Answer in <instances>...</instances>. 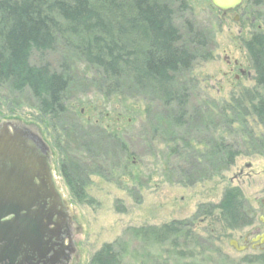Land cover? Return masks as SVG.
I'll list each match as a JSON object with an SVG mask.
<instances>
[{"label":"rangeland","instance_id":"1","mask_svg":"<svg viewBox=\"0 0 264 264\" xmlns=\"http://www.w3.org/2000/svg\"><path fill=\"white\" fill-rule=\"evenodd\" d=\"M160 1L171 4L175 14L174 25L183 42L188 41L189 24L204 36L207 44V49L198 56L190 71L193 82L189 83V121L178 130L177 137L194 142L209 137L217 140L219 131L216 133L212 129L210 132L212 127L207 129L202 117L206 116L205 121L214 124L219 121L217 106L227 102L234 108L232 98L242 100L246 91H257L244 43L251 34L264 31V0H243L236 12L226 15L214 10L208 0H184V10H179L178 3H173V0ZM138 45L141 46V43ZM225 59L231 63L236 61L244 75H238V69L231 72ZM45 60L56 71L68 70L70 85L65 95L68 116L54 120L40 112L37 100L28 91L16 93L3 87L0 89V123L6 121L35 129L49 147L55 169V185L68 205L71 218L66 231L73 253L71 264H89L103 245L123 238L130 228L160 227L173 221H191L194 231L203 239L212 231L222 233L220 243H213L210 248L220 249L225 256V259L216 260L218 264H260L257 259L264 257V247H249L247 251L238 253L228 245L234 240L239 246H244L243 238L251 228L233 232L225 230L215 210L210 218H196L199 212L209 213V208L217 205L223 192L230 188L241 191L245 207L255 219L258 220L263 212L264 150L259 154L253 153L249 141L251 137L260 138L264 129L249 110L248 103H244V108L248 110L246 115L242 111H227V119L233 124L220 134L239 153L232 164H211L201 175L186 176L185 170H189L188 163L193 155L191 152H200L204 148L192 143L194 149L191 152L177 149L179 156L177 153L171 156L167 148L178 142H170L169 128L160 117L157 118L159 108L156 103H149V118L144 115L146 119L143 117L140 120L138 113L145 111V104L148 105L143 98L134 94L129 97L130 92L124 90L125 99H104L102 90L100 92L96 85L90 84L95 78L93 72L63 41L47 53ZM38 61L36 57L31 59L32 64ZM236 74L238 80L234 81L233 75ZM79 123L83 130L78 129ZM99 126L107 131L111 129L124 133L123 140L129 153L133 154L127 162L129 168L131 164L135 167L131 178L122 175L118 169L111 171L113 168L109 165L103 168V175H92L89 169L91 161H73L62 155L64 143L74 140L72 132H78L82 142L102 152H117L109 147L110 143L96 136ZM154 126L160 127L162 138L158 136L156 139L166 140H163L165 143L162 146L159 145L161 143L150 145ZM90 137L92 142L88 140ZM96 139L97 145L94 144ZM61 166H65L69 174L84 185L83 201L79 202L72 196L61 176ZM192 181L194 183L189 184ZM151 253L152 259L160 255L158 250H151Z\"/></svg>","mask_w":264,"mask_h":264},{"label":"trees","instance_id":"2","mask_svg":"<svg viewBox=\"0 0 264 264\" xmlns=\"http://www.w3.org/2000/svg\"><path fill=\"white\" fill-rule=\"evenodd\" d=\"M173 3H178L179 10H184V0H173ZM174 16L171 4L160 0H0V89L6 87L16 93L28 91L37 100L40 112L54 120L68 116L65 102L70 85L68 70L56 71L45 60L47 53L63 41L93 72L95 78L90 84L96 85L100 92L102 90L104 99H125L124 90L130 92L129 97L134 94L143 98L148 105L145 104V111L138 113L140 120L146 119L144 115L149 118L150 102L158 105L157 118L160 117L169 128L170 142H178L167 148L171 156H179L177 152L181 150L191 152L194 149L192 143L204 148L200 152H191L189 170L183 174L201 175L211 164L230 166L239 153L220 135L233 124L227 119V111H242L246 115L248 110L244 103H248L249 110L264 129V31H256L244 43L257 91H246L242 100L232 98L234 108L227 102L218 103H222L221 107L215 108L219 121L210 124L205 121L206 116L202 121L207 129L212 127L210 132L212 129L216 133L219 131V139L209 137L194 142L178 138L177 132L189 121V83L193 82L190 71L198 56L207 49V44L204 36L189 24L188 41L183 42L174 25ZM34 57L39 63H31ZM78 129L83 130L81 123ZM96 129V136L110 143L109 147L117 152H102L82 142L78 132H72L74 140L64 143L62 155L73 161H91L92 175H103V168L109 165L113 168L111 171L118 169L122 175L131 178L135 167L131 164L129 168L127 162L133 154L129 153L123 140L124 133L107 131L100 126ZM151 136V141L148 139L150 145L165 143L164 139H156L161 138L160 127L154 126ZM252 138L249 141L252 152L261 153L264 134ZM98 139L94 144L97 145ZM88 140L92 142L91 137ZM61 176L72 196L83 201L82 182L69 174L65 166H61ZM192 183L194 181L189 182ZM213 210L218 211L220 222L228 231H241L253 223L251 211L245 207L238 188L225 190L220 202L209 208V213L199 212L196 218H210ZM205 235L203 239L196 234L191 221L130 228L123 238L103 245L89 264H218L216 260L225 259V256L220 249L210 248L213 243H220L222 233L212 231ZM151 250H158L159 257L152 259ZM257 261L264 264V257Z\"/></svg>","mask_w":264,"mask_h":264},{"label":"water","instance_id":"3","mask_svg":"<svg viewBox=\"0 0 264 264\" xmlns=\"http://www.w3.org/2000/svg\"><path fill=\"white\" fill-rule=\"evenodd\" d=\"M218 13L234 11L243 0H208ZM47 144L35 129L0 123V261L16 262L21 254L38 253L51 243L46 240L52 231L55 203L65 212L71 224L69 208L52 178V156ZM55 223V233L60 230ZM263 238V237H262ZM52 245V244H51ZM228 245L236 252L245 251L234 240Z\"/></svg>","mask_w":264,"mask_h":264},{"label":"flooded vegetation","instance_id":"4","mask_svg":"<svg viewBox=\"0 0 264 264\" xmlns=\"http://www.w3.org/2000/svg\"><path fill=\"white\" fill-rule=\"evenodd\" d=\"M238 9L228 12L226 14L236 12ZM226 14H222V15H226ZM225 60H226V65L231 67V72H234L235 69H238V63L236 61H233L231 63L227 59ZM238 71H239L238 75L239 74L244 75V72L241 69H238ZM238 75L237 74L233 75L234 81L238 80ZM54 177H55V169L52 164L53 180ZM47 201L51 203H55L56 205L55 206L56 214L54 215L53 223L49 226L52 232L49 235L45 236L46 240L49 239L52 245L50 244L48 247L42 248L38 253L36 252L34 254L32 253L28 254V257H24L25 255L23 256V254H21L22 256H20L19 259L14 263H10L8 260H4V261H0V264H71V255H73V253L71 249L70 239L66 234L68 225L65 222V212L62 210L61 205L57 204V201L54 198H50V201L49 199H47ZM262 211H263L262 214L259 213L260 215L258 220L255 219L253 215L252 225L246 227L247 229L251 228L252 230L247 234H245L243 238V243H244L243 247H245V251H247L249 247H251L252 249H262L264 247V206ZM57 220L59 221V226L61 227L60 228L61 231L59 232L58 235L55 233V223Z\"/></svg>","mask_w":264,"mask_h":264}]
</instances>
